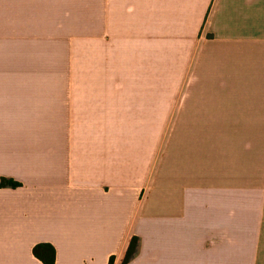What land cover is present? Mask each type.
Masks as SVG:
<instances>
[{
  "label": "crops",
  "instance_id": "crops-1",
  "mask_svg": "<svg viewBox=\"0 0 264 264\" xmlns=\"http://www.w3.org/2000/svg\"><path fill=\"white\" fill-rule=\"evenodd\" d=\"M43 243L264 264V0H0V264Z\"/></svg>",
  "mask_w": 264,
  "mask_h": 264
},
{
  "label": "trees",
  "instance_id": "trees-1",
  "mask_svg": "<svg viewBox=\"0 0 264 264\" xmlns=\"http://www.w3.org/2000/svg\"><path fill=\"white\" fill-rule=\"evenodd\" d=\"M9 184L10 186L14 188L18 186V184L14 182H9ZM1 185L4 186L6 185V183L2 182ZM136 246H137V243H136V240H134L130 245V248L128 250L124 263H128L131 260V258L133 257L136 251ZM33 254L37 259H39L44 264H56V250L50 244L43 243V244L36 245L33 249ZM112 261L113 259H111V263Z\"/></svg>",
  "mask_w": 264,
  "mask_h": 264
}]
</instances>
